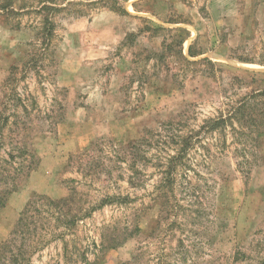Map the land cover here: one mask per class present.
<instances>
[{
  "label": "rangeland",
  "instance_id": "1",
  "mask_svg": "<svg viewBox=\"0 0 264 264\" xmlns=\"http://www.w3.org/2000/svg\"><path fill=\"white\" fill-rule=\"evenodd\" d=\"M12 1L0 246L72 193L69 226L32 208L28 264H264V0H56L49 40L48 0Z\"/></svg>",
  "mask_w": 264,
  "mask_h": 264
},
{
  "label": "trees",
  "instance_id": "2",
  "mask_svg": "<svg viewBox=\"0 0 264 264\" xmlns=\"http://www.w3.org/2000/svg\"><path fill=\"white\" fill-rule=\"evenodd\" d=\"M10 3L4 4L0 7V10H2L4 13L10 14L15 12V7L12 4V0H8ZM64 1V0H63ZM104 0H101V2ZM63 2L56 3V0H48L47 2H42V4L39 6V10L45 14V17L42 21V26L40 27L41 35L44 39L49 40L53 36V31L55 24L52 20V10H64L66 9V6H63ZM112 10L118 11L115 6L111 7ZM122 11L127 13L128 11L125 8H122ZM40 31L37 32L40 35ZM129 36V37H128ZM127 38H131L132 36L129 34ZM206 60V59H205ZM239 112H241V108L238 109ZM11 192V191H10ZM9 192H6L5 195L0 197V208L5 205L7 195ZM72 193L67 196L60 199H53L47 195H38L35 194L29 202L26 204L25 208L20 214L19 219L17 220V224L15 226V229L12 232L11 238L1 244L0 246V264H28L29 258L32 254V252H28L26 250L25 245L28 244V247H33L34 242H31L33 239L29 237L26 238L28 240L27 242L22 238V236L25 234V230L29 227V217L28 216L34 207L35 204L39 202L46 203L47 206L55 209L56 211V218L57 222H60L61 225L69 226L70 223L73 221L77 214H73L72 211L64 212L63 209L68 204V202L71 200ZM107 202L104 203H111L114 200V197L108 198ZM60 225V224H59ZM28 235V234H27Z\"/></svg>",
  "mask_w": 264,
  "mask_h": 264
}]
</instances>
